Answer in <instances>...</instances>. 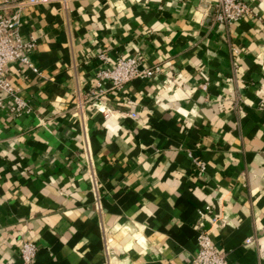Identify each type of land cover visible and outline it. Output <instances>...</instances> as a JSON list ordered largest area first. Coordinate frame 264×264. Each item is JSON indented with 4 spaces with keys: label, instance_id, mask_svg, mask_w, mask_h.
Returning a JSON list of instances; mask_svg holds the SVG:
<instances>
[{
    "label": "crops",
    "instance_id": "crops-1",
    "mask_svg": "<svg viewBox=\"0 0 264 264\" xmlns=\"http://www.w3.org/2000/svg\"><path fill=\"white\" fill-rule=\"evenodd\" d=\"M246 1L233 23L218 0L23 9L38 71L8 64L30 108L0 106V264L23 263L24 239L31 264H192L200 224L229 264H264V0ZM133 54L162 70L99 85Z\"/></svg>",
    "mask_w": 264,
    "mask_h": 264
},
{
    "label": "built area",
    "instance_id": "built-area-1",
    "mask_svg": "<svg viewBox=\"0 0 264 264\" xmlns=\"http://www.w3.org/2000/svg\"><path fill=\"white\" fill-rule=\"evenodd\" d=\"M50 0H0V106L4 107L5 97L10 96L14 101V108L18 111L30 108L29 100L22 96L19 88L8 78V64L13 60H20L25 67L38 71L32 60V52L36 47V38L25 40L19 31L22 21L23 9L28 5L48 2ZM13 7L12 10H10ZM254 10L246 0H218L215 7V18L224 23H233L242 20ZM98 56L103 61L109 58L105 51L99 52ZM162 70L160 64L145 66L140 54L119 56L113 64L98 70L99 85L103 80H110L112 88L123 87L135 77H147ZM264 105V100H262ZM106 114H110L109 108ZM133 115H137L133 113ZM41 122H44L40 118ZM196 165L205 170L206 162L201 158H195ZM203 218L213 223L219 221L214 215L213 207L208 204L205 209L200 210ZM198 251L193 257L192 264H229L227 255L220 252L212 239L209 229L203 224L198 226ZM108 241L112 238L108 237ZM251 241V238H248ZM38 245L34 240L24 239L20 247L23 258L22 264H31L36 257Z\"/></svg>",
    "mask_w": 264,
    "mask_h": 264
}]
</instances>
